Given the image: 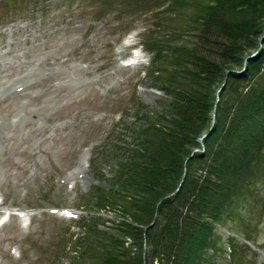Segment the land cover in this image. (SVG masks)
Wrapping results in <instances>:
<instances>
[{
	"label": "trees",
	"instance_id": "trees-1",
	"mask_svg": "<svg viewBox=\"0 0 264 264\" xmlns=\"http://www.w3.org/2000/svg\"><path fill=\"white\" fill-rule=\"evenodd\" d=\"M154 5L147 75L167 102L137 111L110 188L82 201L116 221H77L85 238L75 264H218L225 243L216 226L250 242L240 212L255 207L264 183V0ZM226 242V264L243 262L237 240Z\"/></svg>",
	"mask_w": 264,
	"mask_h": 264
},
{
	"label": "rangeland",
	"instance_id": "rangeland-1",
	"mask_svg": "<svg viewBox=\"0 0 264 264\" xmlns=\"http://www.w3.org/2000/svg\"><path fill=\"white\" fill-rule=\"evenodd\" d=\"M94 1L104 3L91 12L88 0H0V214L30 213L26 224L14 214L0 224V264L81 263L77 221L116 219L82 201L96 187L110 188L116 147L134 142L137 111L160 112L167 102L146 74L153 52L129 69L117 53L123 37L145 42L154 29L147 11H160L161 0ZM257 190L255 207L240 212L250 242L215 227L225 243L218 264L228 262L229 237L241 248L240 264H264L263 182ZM54 208L78 210L79 218Z\"/></svg>",
	"mask_w": 264,
	"mask_h": 264
},
{
	"label": "water",
	"instance_id": "water-1",
	"mask_svg": "<svg viewBox=\"0 0 264 264\" xmlns=\"http://www.w3.org/2000/svg\"><path fill=\"white\" fill-rule=\"evenodd\" d=\"M246 59H247V57L245 58V60H246ZM225 77H226V75H225ZM223 83H224V80H223V81L220 83V85L217 87L216 92H215L216 96H217V94L219 93L221 87L223 86ZM207 134H208V131L205 132V133H203L202 136H201V138L205 137Z\"/></svg>",
	"mask_w": 264,
	"mask_h": 264
},
{
	"label": "bare ground",
	"instance_id": "bare-ground-1",
	"mask_svg": "<svg viewBox=\"0 0 264 264\" xmlns=\"http://www.w3.org/2000/svg\"><path fill=\"white\" fill-rule=\"evenodd\" d=\"M131 57H132V60H133V58H139V57H141V55H135V56H131ZM25 215H30V213L29 212H25Z\"/></svg>",
	"mask_w": 264,
	"mask_h": 264
}]
</instances>
